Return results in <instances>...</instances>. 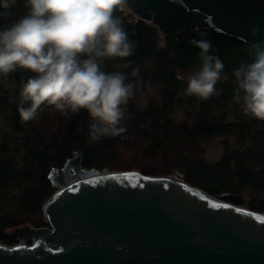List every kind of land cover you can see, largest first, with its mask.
<instances>
[{
  "label": "water",
  "instance_id": "95a60500",
  "mask_svg": "<svg viewBox=\"0 0 264 264\" xmlns=\"http://www.w3.org/2000/svg\"><path fill=\"white\" fill-rule=\"evenodd\" d=\"M163 32L208 26L264 39V0H126ZM258 28L256 36L253 29ZM82 152L50 173L46 226L16 227L0 264H264V211L244 193L213 195L171 175L85 168Z\"/></svg>",
  "mask_w": 264,
  "mask_h": 264
},
{
  "label": "trees",
  "instance_id": "16d2710c",
  "mask_svg": "<svg viewBox=\"0 0 264 264\" xmlns=\"http://www.w3.org/2000/svg\"><path fill=\"white\" fill-rule=\"evenodd\" d=\"M12 12L9 18L0 19V30L26 14L24 0H17ZM116 15L121 17L136 48L124 61L109 60L102 68L109 72L123 71L129 77L126 82H141L127 105L124 120L135 127L137 134L143 135L145 149L151 154L157 150L171 151L187 138L233 134L240 147L226 150L217 162L187 154L179 146L174 151V166L183 168L180 170L185 181L213 195L264 189V121L245 116L241 106L233 100V71L242 62H250L251 44L212 26L163 32L127 6ZM194 39L209 41L215 50L210 54L218 56L225 65L227 76L217 83L219 92L207 101L183 95L187 84L177 79V72L200 66L199 49L192 44ZM121 62L130 66L116 69L114 65ZM135 68L139 69L137 77L131 75ZM33 75L30 71H17L9 75L7 87L0 83V241L6 244L18 240L8 230L26 223L25 215L42 213L46 200L56 191L50 178L53 169L63 167L69 157L82 152L85 168L103 170L107 148L119 140L104 137L90 141L86 110L77 114L80 124L72 128L64 141L55 142L40 125L52 108L45 109L37 120L22 124L18 112L20 82ZM154 85L160 87L159 97L140 106L137 93ZM179 106L187 109L190 122L174 116ZM144 172L152 174L150 170ZM248 207L264 211V198L249 200ZM44 225L47 223L42 220L36 226Z\"/></svg>",
  "mask_w": 264,
  "mask_h": 264
},
{
  "label": "clouds",
  "instance_id": "9594fccd",
  "mask_svg": "<svg viewBox=\"0 0 264 264\" xmlns=\"http://www.w3.org/2000/svg\"><path fill=\"white\" fill-rule=\"evenodd\" d=\"M16 5L17 0H0V19L13 15ZM24 7L25 15L0 30V83L7 87L9 75L17 71L34 73L20 82L21 123L37 120L48 108L65 116L86 110L90 141L125 133L126 108L141 82H126L123 71H105L102 65L134 54L136 44L116 15L125 10L126 0H24ZM258 31L253 29V35ZM192 44L199 49L200 66L177 72V79L187 84L183 95L207 101L217 94L225 65L210 54L215 50L209 41ZM248 54L250 62L233 71V100L245 116L264 121V39L252 43ZM131 75L137 77L139 69Z\"/></svg>",
  "mask_w": 264,
  "mask_h": 264
},
{
  "label": "rangeland",
  "instance_id": "374dc122",
  "mask_svg": "<svg viewBox=\"0 0 264 264\" xmlns=\"http://www.w3.org/2000/svg\"><path fill=\"white\" fill-rule=\"evenodd\" d=\"M199 68V65H193L192 67L183 70L182 73L195 71ZM223 80L227 75L225 71L222 72ZM217 89V88H216ZM159 85H154L147 90L139 91L136 95L137 103L140 106H144L153 97H159L160 94ZM217 89V93H218ZM174 116L180 121L190 122V116L187 109L184 106H179L174 113ZM78 115L69 114L65 116L54 109L47 114L45 121L43 120L42 125L47 130L48 135L55 142L64 141L72 128L80 124ZM123 126L126 127V132L120 136H117L119 140L111 148H107L106 151V162L101 169L108 168L110 170H139L143 173L144 171H152V175H171L180 180H184L182 177L183 168L176 167L173 164L174 151L182 146L183 151L187 154L199 156L209 162H217L226 150L232 151L240 147L238 138L233 134L221 135L215 134L207 137H195L187 138L182 140L181 145H175L174 148L169 150H157L155 153H149L145 149V139L141 133L137 134L135 127L132 126L127 120L123 121ZM124 138H130V141H124ZM185 181V180H184ZM247 201L242 204L243 207H248L249 200L258 197L264 198V189L252 192L247 191L244 193ZM26 223L21 224L19 227L28 226L30 228L37 227L36 225L40 221L46 222V215L44 211L42 213L25 215L23 217ZM13 228H10L11 230ZM8 230V232H9ZM19 238L17 242H19ZM34 239H27L28 243H32ZM24 239L21 242L24 243ZM1 242V241H0ZM14 242L11 245L17 243ZM3 243V242H2Z\"/></svg>",
  "mask_w": 264,
  "mask_h": 264
},
{
  "label": "built area",
  "instance_id": "2783aa9c",
  "mask_svg": "<svg viewBox=\"0 0 264 264\" xmlns=\"http://www.w3.org/2000/svg\"><path fill=\"white\" fill-rule=\"evenodd\" d=\"M127 6V5H126ZM128 7V6H127ZM44 226H46V225H44ZM22 241V239H20L19 238V242H17V243H15V244H22V243H20ZM26 241V240H25ZM28 243V242H27ZM33 243V242H32ZM6 244V243H5ZM15 244H13V245H15ZM23 244H25V243H23ZM28 244H30V243H28ZM9 245H11V244H9Z\"/></svg>",
  "mask_w": 264,
  "mask_h": 264
},
{
  "label": "bare ground",
  "instance_id": "6f19581e",
  "mask_svg": "<svg viewBox=\"0 0 264 264\" xmlns=\"http://www.w3.org/2000/svg\"><path fill=\"white\" fill-rule=\"evenodd\" d=\"M243 207V206H242ZM249 208V207H248ZM20 243H22L23 244V242H20ZM24 243H27V241H24ZM30 244H32V243H30Z\"/></svg>",
  "mask_w": 264,
  "mask_h": 264
}]
</instances>
